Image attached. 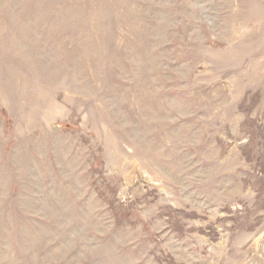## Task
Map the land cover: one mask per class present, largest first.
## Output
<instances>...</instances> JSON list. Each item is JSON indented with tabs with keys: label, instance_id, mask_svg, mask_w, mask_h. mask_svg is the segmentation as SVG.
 I'll return each mask as SVG.
<instances>
[{
	"label": "rangeland",
	"instance_id": "374dc122",
	"mask_svg": "<svg viewBox=\"0 0 264 264\" xmlns=\"http://www.w3.org/2000/svg\"><path fill=\"white\" fill-rule=\"evenodd\" d=\"M0 264H264V0H0Z\"/></svg>",
	"mask_w": 264,
	"mask_h": 264
}]
</instances>
